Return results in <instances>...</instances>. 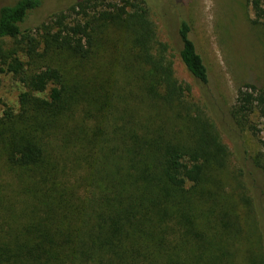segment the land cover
Masks as SVG:
<instances>
[{"label":"trees","instance_id":"16d2710c","mask_svg":"<svg viewBox=\"0 0 264 264\" xmlns=\"http://www.w3.org/2000/svg\"><path fill=\"white\" fill-rule=\"evenodd\" d=\"M161 4L74 0L34 24L42 0L0 6V74L25 88L0 111V264H264V213L226 189L231 150L173 47L205 97L208 69L179 1ZM245 5L264 37V0ZM152 13L176 15V46ZM250 114L264 118L252 70L227 117ZM260 145L242 174L264 195Z\"/></svg>","mask_w":264,"mask_h":264},{"label":"rangeland","instance_id":"374dc122","mask_svg":"<svg viewBox=\"0 0 264 264\" xmlns=\"http://www.w3.org/2000/svg\"><path fill=\"white\" fill-rule=\"evenodd\" d=\"M13 1L15 0H0V6ZM73 1L42 0L39 9L31 14L30 24L36 23L49 12L65 7ZM150 1L157 2V7L161 12L170 11L161 4V0ZM169 1L174 2V0ZM178 1L180 4L178 14L188 21L191 37L208 69L209 81L205 87L207 96L203 95L199 85L187 72L173 47L171 52L173 53L172 59L176 75L180 80L192 86L195 99H201L204 103L208 102L206 109L216 122L223 141L231 150L229 164L226 171L223 172L226 189L231 190L233 188L235 193H243L245 200L247 197L249 198L247 204L246 201L238 199L240 205L253 204L257 206L259 213H264V195L260 188H256L258 183L250 178V180H247L246 177L245 179L242 174L244 172L252 178L257 175L253 159L259 152L261 154L263 151L260 141L264 139V118L257 114H250L245 118V125L240 127L234 123L233 119L229 121L227 117L235 102L237 88L243 82L248 71L252 70L258 74L264 73L263 29L249 23L248 19L252 13L250 8L245 5L246 0ZM151 16L157 26L158 37L161 40L166 39L172 46H176L174 37L176 15L170 16L166 24L158 21L155 13H152ZM24 89L22 83L10 73H1L0 111L7 107L17 109V96ZM0 176L8 178L2 168H0ZM253 214L252 209V216ZM252 216L249 213L247 221L252 222ZM261 236L263 247L262 233ZM262 247L259 248L260 251H262ZM231 250L235 255L234 249ZM241 254L244 258V253L241 252ZM240 260L241 255H236L237 264L241 263Z\"/></svg>","mask_w":264,"mask_h":264}]
</instances>
